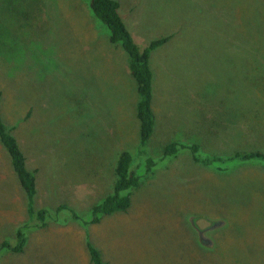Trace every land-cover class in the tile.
<instances>
[{"label":"rangeland","instance_id":"1","mask_svg":"<svg viewBox=\"0 0 264 264\" xmlns=\"http://www.w3.org/2000/svg\"><path fill=\"white\" fill-rule=\"evenodd\" d=\"M117 1L141 49L166 39L150 59L145 155L129 56L89 0H0V25L26 53L14 74L0 61V114L36 175L35 210L49 213L40 228L0 146V264H93L89 242L108 264H264V162L232 159L264 154V0ZM172 143L187 148L168 156ZM192 145L221 161L196 162ZM123 151L141 178L132 206L89 224ZM19 230L24 251L2 249Z\"/></svg>","mask_w":264,"mask_h":264},{"label":"trees","instance_id":"2","mask_svg":"<svg viewBox=\"0 0 264 264\" xmlns=\"http://www.w3.org/2000/svg\"><path fill=\"white\" fill-rule=\"evenodd\" d=\"M89 9L93 16L110 31L109 42L115 46H121L129 56V71L137 84L139 100L136 105L137 118L140 123V154H146V147L154 134L156 117L153 110V80L154 74L150 65L151 54L154 50L163 46L166 39L152 41L147 47L141 49L131 33L119 12L120 3L117 0H89ZM22 45L12 34L0 25V61L9 63V71L14 74L17 63L14 64V56H19L21 63L26 56ZM24 55V56H23ZM22 58V59H21ZM16 59V58H15ZM16 65V66H15ZM0 146L4 148L9 156L12 170L15 173L22 189L28 199V212L34 218L40 228L48 225L49 213L46 209L35 210V198L37 195L36 175L29 170L27 158L12 130L5 123L0 114ZM179 147L187 148L185 145L172 143L165 149L168 156L175 155ZM196 162L209 166L214 161H221V158L205 156L200 152L198 145L188 147ZM234 161L247 162L250 160H260L264 162V154L259 152L235 153L232 156ZM134 159L130 152L123 151L117 157L114 169V182L112 191L103 200L97 203L91 212V222L89 224H99L106 216L127 213L133 203V191L141 186V178L133 169ZM151 166L152 161L148 160ZM61 209L67 210L72 214V219L78 221L83 226L88 223L76 214L68 206ZM27 244V236L23 230L17 232V242L15 245L4 241L1 248L11 250L14 253L21 254ZM88 250L93 264H108L104 262L102 253L92 243H88Z\"/></svg>","mask_w":264,"mask_h":264},{"label":"crops","instance_id":"3","mask_svg":"<svg viewBox=\"0 0 264 264\" xmlns=\"http://www.w3.org/2000/svg\"><path fill=\"white\" fill-rule=\"evenodd\" d=\"M246 6H248V8H246V9H248V10H251L252 8H250V6L249 5H246ZM257 9V8H256ZM263 9H264V7H263ZM243 10L245 11V8H243ZM254 10V9H253ZM235 21H237V22H239L240 20H236V19H234ZM243 24H240V27H241V30H240V34H242V35H249L251 32H252V30H250L249 28H248V30H245L246 28H245V26L243 27L242 26ZM238 32H239V30H238Z\"/></svg>","mask_w":264,"mask_h":264},{"label":"flooded vegetation","instance_id":"4","mask_svg":"<svg viewBox=\"0 0 264 264\" xmlns=\"http://www.w3.org/2000/svg\"><path fill=\"white\" fill-rule=\"evenodd\" d=\"M201 240H202V238H201ZM204 240V239H203ZM203 243H205V241H202ZM206 244V243H205Z\"/></svg>","mask_w":264,"mask_h":264},{"label":"water","instance_id":"5","mask_svg":"<svg viewBox=\"0 0 264 264\" xmlns=\"http://www.w3.org/2000/svg\"><path fill=\"white\" fill-rule=\"evenodd\" d=\"M216 225H219V224H216Z\"/></svg>","mask_w":264,"mask_h":264}]
</instances>
